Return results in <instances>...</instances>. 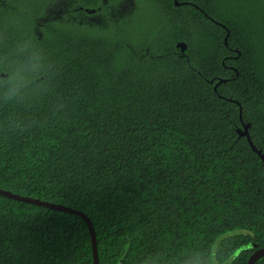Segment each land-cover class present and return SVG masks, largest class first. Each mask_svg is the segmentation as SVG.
I'll return each mask as SVG.
<instances>
[{"label":"trees","instance_id":"16d2710c","mask_svg":"<svg viewBox=\"0 0 264 264\" xmlns=\"http://www.w3.org/2000/svg\"><path fill=\"white\" fill-rule=\"evenodd\" d=\"M57 1L0 0V79L25 39L47 61L43 90L0 85V188L87 214L99 264H247L264 162L238 130L242 108L264 154V0H67L45 19ZM0 264H93L89 228L0 195Z\"/></svg>","mask_w":264,"mask_h":264},{"label":"clouds","instance_id":"9594fccd","mask_svg":"<svg viewBox=\"0 0 264 264\" xmlns=\"http://www.w3.org/2000/svg\"><path fill=\"white\" fill-rule=\"evenodd\" d=\"M21 53L27 54L23 64L18 60ZM4 65L3 71L8 72V78L0 79V85L4 86L3 94L7 99L18 98L26 88H34L37 91L45 88L44 84H37L36 80L46 74V56L43 49L32 40L18 42L4 58ZM183 264H207V258L202 253H190L184 257Z\"/></svg>","mask_w":264,"mask_h":264},{"label":"water","instance_id":"95a60500","mask_svg":"<svg viewBox=\"0 0 264 264\" xmlns=\"http://www.w3.org/2000/svg\"><path fill=\"white\" fill-rule=\"evenodd\" d=\"M176 4H179V3L176 2ZM225 43H226V39H225ZM179 45L182 47L183 50L186 48V45L183 43H180ZM224 81H226V80H221L219 83H222ZM240 118H241V121L243 124V128L238 130L239 135L245 136L247 138V140H248L250 146L252 147L253 151L256 152L264 162V154L262 153L261 150H259L255 146V144L253 143V141L250 137V134H249L250 124L245 123L243 118H242V108H241V112H240ZM0 195L7 197V198L17 200V201H22V202H26V203L34 204V205H38V206H43V207H46V208H49L52 210L66 212V213L74 214V215L81 217L86 222V224L89 228V231H90L91 240H92V249H93V264H99L96 231H95V227H94L91 219L89 218V216L87 214H85L84 212H82L80 210L74 209L70 206H65L62 204H57V203H53V202H49V201H43V200L36 199V198L22 196L19 194L12 193L8 190H3L1 188H0ZM254 247H256V245H252V244L243 245L234 252L232 257L236 258L243 251H245L249 248H254ZM262 257H264V247H261V248H258L257 250H255L253 252V254L250 256L247 264H254L258 259H260Z\"/></svg>","mask_w":264,"mask_h":264},{"label":"rangeland","instance_id":"374dc122","mask_svg":"<svg viewBox=\"0 0 264 264\" xmlns=\"http://www.w3.org/2000/svg\"><path fill=\"white\" fill-rule=\"evenodd\" d=\"M104 2L106 0H103ZM136 7L135 0H119L116 4V6H112L111 8V15H125L129 12L133 11V9ZM68 7L67 0H58L56 3H52L47 8V17L45 19H63L65 13H67ZM89 21L94 24H100V22L104 21V18H102V15H96V16H90Z\"/></svg>","mask_w":264,"mask_h":264}]
</instances>
